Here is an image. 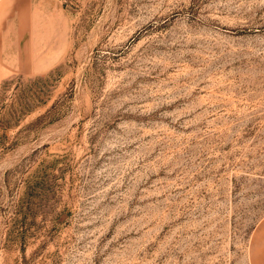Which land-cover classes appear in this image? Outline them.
<instances>
[{"label": "rangeland", "instance_id": "374dc122", "mask_svg": "<svg viewBox=\"0 0 264 264\" xmlns=\"http://www.w3.org/2000/svg\"><path fill=\"white\" fill-rule=\"evenodd\" d=\"M264 217V0H0V264H248Z\"/></svg>", "mask_w": 264, "mask_h": 264}, {"label": "crops", "instance_id": "0c3cea01", "mask_svg": "<svg viewBox=\"0 0 264 264\" xmlns=\"http://www.w3.org/2000/svg\"><path fill=\"white\" fill-rule=\"evenodd\" d=\"M248 264H264V217L254 226L247 245Z\"/></svg>", "mask_w": 264, "mask_h": 264}]
</instances>
